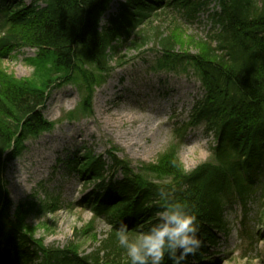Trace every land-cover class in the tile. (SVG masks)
<instances>
[{
    "label": "trees",
    "instance_id": "trees-1",
    "mask_svg": "<svg viewBox=\"0 0 264 264\" xmlns=\"http://www.w3.org/2000/svg\"><path fill=\"white\" fill-rule=\"evenodd\" d=\"M111 2L0 0V59L24 46L38 48L37 80L16 81L0 69V264H128L116 228L123 223L133 231L146 229L168 203L181 202L196 217L201 246L185 264L215 245L218 232H229L225 212L234 201L245 207L255 202L259 220L264 219V0H126L102 23ZM212 3L218 8L208 13L213 28L205 37L184 40L176 17L167 28L155 25L169 10L194 21ZM126 43L139 54L150 44L158 47L156 70L195 74L203 95L186 125H204L216 145L209 160L190 171L177 158L179 143L157 163L137 169L111 152L110 165L103 156L87 155L77 175L94 187L82 202L111 229L90 253L77 252L73 242L65 248L45 246L14 222L4 180L7 164L25 141L54 127L42 115L52 84L78 74L89 88L101 85L133 58L120 55ZM118 171L121 178H115ZM160 188L170 195L160 197ZM23 211L20 206L15 214Z\"/></svg>",
    "mask_w": 264,
    "mask_h": 264
},
{
    "label": "rangeland",
    "instance_id": "rangeland-1",
    "mask_svg": "<svg viewBox=\"0 0 264 264\" xmlns=\"http://www.w3.org/2000/svg\"><path fill=\"white\" fill-rule=\"evenodd\" d=\"M124 1L113 0L102 23ZM211 7L218 8L216 4ZM208 13L200 12L198 19L189 21L169 10V15L161 16L155 25L167 28L171 17H176L184 40L190 36L205 37L213 28ZM151 45L139 54L130 51L126 43L120 55L129 54L132 61L99 86L89 88L78 74L70 81H57L55 84L61 85H54L44 115L58 127L38 140L27 142L22 154L7 165L5 188L13 201V211L20 206L25 210L14 213V222L32 232V237L43 245L64 247L73 242L76 251L88 253L99 246L97 240L107 231L103 220L95 219L87 207L78 203L92 188L78 181L76 173L69 169V163L79 155L102 154L109 161L111 151L137 169L157 163L173 144L179 143L177 158L185 171L211 157L214 136L206 133L204 125L187 129L185 139H176L173 134L175 125L188 120L191 106L202 95L197 77L183 71L155 73L150 66L157 49ZM185 49L196 52L194 47ZM37 54L34 47L12 51L0 59V69L16 81L31 83L38 78L34 64ZM85 67H90L88 61ZM92 90L93 102L81 107ZM73 110L76 119L71 122ZM242 207L235 202L226 209L231 229L228 235H221L210 264H261L264 259V240L252 245L249 235L242 230L240 221L245 213ZM260 215L256 203L250 202L242 222L244 229L250 227L251 232L261 229L257 220Z\"/></svg>",
    "mask_w": 264,
    "mask_h": 264
},
{
    "label": "clouds",
    "instance_id": "clouds-1",
    "mask_svg": "<svg viewBox=\"0 0 264 264\" xmlns=\"http://www.w3.org/2000/svg\"><path fill=\"white\" fill-rule=\"evenodd\" d=\"M162 198L169 196L159 189ZM196 217L181 203H168L156 214V220L146 229L130 230L121 223L115 230V239L123 249L128 264H185L187 257L201 246Z\"/></svg>",
    "mask_w": 264,
    "mask_h": 264
},
{
    "label": "bare ground",
    "instance_id": "bare-ground-1",
    "mask_svg": "<svg viewBox=\"0 0 264 264\" xmlns=\"http://www.w3.org/2000/svg\"><path fill=\"white\" fill-rule=\"evenodd\" d=\"M113 5V4H112Z\"/></svg>",
    "mask_w": 264,
    "mask_h": 264
}]
</instances>
